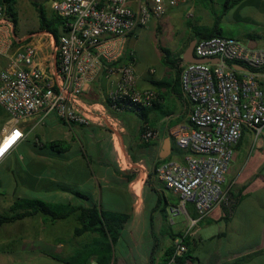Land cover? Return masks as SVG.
<instances>
[{
	"label": "crops",
	"instance_id": "obj_1",
	"mask_svg": "<svg viewBox=\"0 0 264 264\" xmlns=\"http://www.w3.org/2000/svg\"><path fill=\"white\" fill-rule=\"evenodd\" d=\"M181 4L150 20L155 30L158 24L161 26L160 35L166 43L174 36L179 38L178 46H165L175 59L182 58L189 42L198 38L190 27L180 34L171 32L167 25ZM213 22V14L205 22L196 13L190 23L211 26ZM220 22L226 24L220 26L221 35L264 46V0H240L222 15ZM15 31L25 42L36 45L42 64L54 60L52 34ZM129 38L128 35L126 45ZM159 51L156 62L147 59L139 64L135 54L127 50L122 57L123 62L133 59L137 87L153 89L158 94L157 105L148 111L145 121L132 111L108 107L110 83L103 71L85 87L80 102L91 108L98 106V114H111L112 124L106 120H95L88 126L68 124L53 114L23 120L24 137L0 162V169L10 170L8 183L0 176V213L20 197L96 205L99 209L127 213V222L112 247L111 264H264V128L258 136L244 130L234 148L224 183L236 200L233 209L226 214L225 205H217L188 230L189 219L196 217L194 205L188 202L183 210H178L179 195L159 179L156 166L163 159L161 154L166 152L163 147L168 146V138L167 157L183 161L190 154L176 145L170 130L188 124L191 104L181 92L174 91L176 72L163 63ZM6 62V56L0 54V71ZM7 119L0 107L3 125ZM145 122L159 132L158 138L146 143L140 139ZM53 140L66 142L68 148L56 152L42 146ZM76 215L51 221L37 213L1 223L0 264H69L56 256H70L95 235H74ZM212 225L219 229H210ZM182 235L187 237L189 257L182 260L184 254L174 257L173 253L169 257L173 239ZM91 261L95 259L92 257Z\"/></svg>",
	"mask_w": 264,
	"mask_h": 264
},
{
	"label": "built area",
	"instance_id": "obj_2",
	"mask_svg": "<svg viewBox=\"0 0 264 264\" xmlns=\"http://www.w3.org/2000/svg\"><path fill=\"white\" fill-rule=\"evenodd\" d=\"M190 0H55V14L63 19L54 60L40 62L38 48L15 32L13 16L0 2V54L7 62L0 71V107L8 119L0 131V162L24 137L23 120L53 114L68 124L90 125L114 118L98 114V106L81 105L80 96L99 72L110 83L107 104L114 111L149 107L158 99L153 89H139L133 62L121 61L127 36L167 8ZM188 16L192 9L188 10ZM25 42V43H24ZM193 54L219 58L218 62L179 64V87L190 104L188 124L170 133L179 148L190 154L183 161L162 160L159 179L178 193V210L191 202L196 217L190 230L217 205L230 206L234 197L224 188L234 148L244 130L258 136L264 128V46L215 34L197 38ZM233 65L242 66L236 69ZM159 132L145 123L140 139L146 143ZM173 239L174 257L184 254V237ZM89 264H96L91 261Z\"/></svg>",
	"mask_w": 264,
	"mask_h": 264
},
{
	"label": "trees",
	"instance_id": "obj_3",
	"mask_svg": "<svg viewBox=\"0 0 264 264\" xmlns=\"http://www.w3.org/2000/svg\"><path fill=\"white\" fill-rule=\"evenodd\" d=\"M197 1L210 10V12L213 14L214 22L211 26H199L191 24L190 22H188L187 25L192 30L194 37L208 38L215 34L221 35L219 22L222 15H224L240 0H223L219 13H217L210 5L213 0ZM0 2L6 3L7 10L13 16L14 27L16 28V13L14 10L15 0H0ZM34 6L38 15L39 30L49 32L57 41L60 28L63 26V19L55 13L48 15L44 7L39 4L34 3ZM133 33L134 31L131 32V34ZM159 49L162 52L163 63L174 69L176 72L177 77L174 82L173 89L176 93H179L181 92L179 87V64L182 58H173L170 50L162 45H159ZM162 83L165 82H158V84ZM156 105L157 103L153 102L149 107L133 106L129 108V111L134 112L137 116L141 117L143 121H145L148 111L153 110ZM240 140L236 146L239 144ZM42 146L56 152H63L68 148L67 143L61 140H53L43 143ZM165 159H169V157L159 159L158 162L160 163ZM72 193L78 197H82L84 199L87 198L86 195L78 191H72ZM235 203L236 200H234L232 205L225 206L224 209L226 214L233 209ZM37 213L48 216L51 221L62 220L77 213V226L74 228V235L80 236L84 233L95 234L90 241L80 244L70 256H56L59 260L69 264H89L90 258L92 257L95 259L96 264H111L113 244L118 239L121 230L125 226L128 219L127 213L99 209L96 205L85 206L70 203H54L46 202L39 198L20 197L15 198L9 208L6 211L0 213V224L13 222L26 216L35 215ZM183 239L188 245L186 235L183 237ZM173 252L174 249L169 253V257ZM186 257H189L188 250L180 259L184 260Z\"/></svg>",
	"mask_w": 264,
	"mask_h": 264
},
{
	"label": "rangeland",
	"instance_id": "obj_4",
	"mask_svg": "<svg viewBox=\"0 0 264 264\" xmlns=\"http://www.w3.org/2000/svg\"><path fill=\"white\" fill-rule=\"evenodd\" d=\"M53 1L55 0H15L14 10L16 13L15 17L17 32H23L26 30L28 33L38 32V15L34 3L43 6L47 14L50 15L52 13H55L52 7ZM222 1L223 0H213L210 4L217 13H219L220 11ZM4 4L6 5V3ZM202 6L203 5L197 0H190L189 3H182L179 7L175 8L176 13L173 14L172 18L167 22V25L171 26L173 30H171V32L177 31L180 34L186 32L185 30L189 29L187 22H193L195 20L196 13L199 14L202 20L207 22L208 18L212 17V14L208 10V8L205 9ZM190 9H194L193 16L187 15V11ZM244 25L249 26L247 24ZM154 26L155 24L152 21L146 24L145 26L137 27L134 30L133 34H129L130 38L128 39V43L127 45L125 44L126 46L124 51L126 52L127 50L130 51L131 54H135L136 58L138 59L137 63L139 64L144 63L147 59L156 62V57L159 56L160 53L159 45H164L165 47L167 44L169 47L174 48L179 44V38H175V36L173 37L174 39L172 38V40H168L166 43L165 38H163V35H160V32L162 30L161 26L158 24L156 30L154 29ZM220 26L223 28L224 26H226V24L220 22ZM159 38L161 39V41ZM190 40L191 38H189V41ZM131 60L133 61V59H130L129 61ZM2 127L3 122L0 121V131ZM8 171H10L9 168L2 167L0 169V176L3 177L5 183H8L9 181ZM210 229L217 230L219 228L218 225H212Z\"/></svg>",
	"mask_w": 264,
	"mask_h": 264
},
{
	"label": "water",
	"instance_id": "obj_5",
	"mask_svg": "<svg viewBox=\"0 0 264 264\" xmlns=\"http://www.w3.org/2000/svg\"><path fill=\"white\" fill-rule=\"evenodd\" d=\"M197 38H193L190 42H189V45L187 46L184 54H183V60L184 61H187V62H199V63H208V62H218L219 61V58L216 57V58H198L196 56H194L193 54V45L195 43ZM249 47H252L253 45H249ZM234 68L236 69H241L242 66L240 65H233ZM167 143H168V146H164L163 147V150H166V152H164L163 154H161V157L162 158H166L169 154V144H170V140L169 138L167 139ZM128 172V171H127ZM126 172V173H127Z\"/></svg>",
	"mask_w": 264,
	"mask_h": 264
}]
</instances>
